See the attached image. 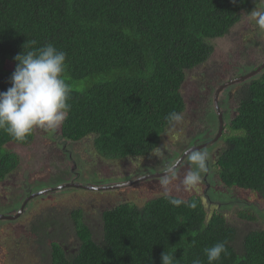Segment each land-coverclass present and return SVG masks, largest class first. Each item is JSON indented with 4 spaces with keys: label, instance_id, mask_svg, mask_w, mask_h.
<instances>
[{
    "label": "trees",
    "instance_id": "trees-1",
    "mask_svg": "<svg viewBox=\"0 0 264 264\" xmlns=\"http://www.w3.org/2000/svg\"><path fill=\"white\" fill-rule=\"evenodd\" d=\"M251 2L0 0V91L11 86L15 56L52 43L67 53L65 78L72 86L61 137L92 138L106 159L148 158L172 129L165 116L173 110L185 115V71L208 59L214 50L208 42L225 36L240 11H251ZM238 105L226 145L213 150L211 164L224 186L253 192L264 202V73L250 82ZM34 140L35 130L23 142L0 131V185L21 167L8 145ZM185 159L180 166L187 170ZM185 201L174 207L159 196L140 208L122 203L107 209L99 240L80 210L59 221L45 219L31 232L38 243L50 242L51 264H162L165 251L174 253L175 264L197 257L207 264L203 249L220 241L228 255L215 264H264V228L243 231L220 211L209 216L200 197ZM250 207L239 211L237 221L258 219L259 207ZM68 219L78 240L74 251L52 231L55 226L70 233Z\"/></svg>",
    "mask_w": 264,
    "mask_h": 264
},
{
    "label": "rangeland",
    "instance_id": "rangeland-1",
    "mask_svg": "<svg viewBox=\"0 0 264 264\" xmlns=\"http://www.w3.org/2000/svg\"><path fill=\"white\" fill-rule=\"evenodd\" d=\"M254 1L255 7H264V0ZM211 43L215 51L210 60L186 73L182 88L187 106L184 120L164 133L159 147L164 153L163 156H156L159 151L157 149L146 159H106L95 151L92 138L78 142L64 140L61 137V125L51 135L42 129H35V140L32 145L23 147L8 145L9 149L15 150L19 155L21 167L9 180L0 185V214L14 215L30 194L43 190L50 192L32 199L20 218L0 222V264H51L50 242H46L45 245L38 243L31 232V229L45 219L59 221L68 217L72 211L80 210L83 212V220L92 231L93 239L99 240L103 230L102 213L105 210H111L122 203L140 208L151 199L165 196L164 187L157 185L160 184V180L148 182L145 180L143 183L109 191L55 188L70 183L72 179L83 186H115L138 178L139 175L134 176L131 173L136 167L141 171L140 175L142 169L149 171L150 168L143 165L145 160L154 161L156 166L162 162L165 167L169 161L178 160L182 153L176 149V145L182 142L190 145L192 140L200 136L198 141L200 144L215 138L219 121L214 95L217 88L223 84L229 85L219 97L225 123L220 134L222 137L214 145V150L225 147V139L229 133L228 125L236 116L237 94L243 85L230 86L228 82L232 78L250 73L264 63V30L259 29L247 15L242 17L226 37L217 38ZM263 72L261 71L260 75ZM184 145H181V151ZM54 152L56 157H52L51 153ZM210 169L216 172L212 164ZM32 170L39 171L34 188L31 184L32 177L35 176ZM187 170L184 166L178 165L177 179L167 186L171 195L185 200L196 195L202 199L209 216L214 211H220L243 231L264 228V202L257 194L230 189L224 186L219 178L213 182L207 173L203 174L201 182L196 187L185 190L180 181ZM239 200L242 202L238 203ZM250 205L259 207L261 213L258 219L252 224L237 221L239 211L250 209ZM65 224H68L66 227L70 233L58 229L54 232L58 234L53 235L66 239L69 248L74 251L78 242L75 226L71 227L69 219Z\"/></svg>",
    "mask_w": 264,
    "mask_h": 264
},
{
    "label": "clouds",
    "instance_id": "clouds-1",
    "mask_svg": "<svg viewBox=\"0 0 264 264\" xmlns=\"http://www.w3.org/2000/svg\"><path fill=\"white\" fill-rule=\"evenodd\" d=\"M251 1V11L249 13H246L244 10L240 11L239 19L235 22L234 26L241 21L243 16L249 15L250 19L255 22L258 28L264 30V7H255V1ZM231 29L225 36L219 38L222 39L226 37ZM216 39L217 38H214L208 43L212 45L211 42ZM214 51L215 48L208 56L207 60L185 71V77L188 71H192L206 64L213 56ZM14 59L17 64L10 77L11 86L6 91H0V131L6 132L13 140L19 142H23L30 137L35 129H42L50 135L55 133L66 120L71 109V105L68 101L72 92V86L65 78L67 53L59 50L54 44L47 43L39 48L31 49L26 52L23 50V52L15 56ZM261 71H264V63L246 75L230 79L228 82V84L232 82L230 86L232 84H243L242 89L237 94V103L247 90L250 82L261 76ZM225 85L226 84L220 85L217 88L214 95V105L216 93ZM228 87L229 85H226L222 91L226 90ZM219 97L220 95H218V103ZM238 106L239 105H237V108ZM183 120V113L176 110L170 111L165 116V121L171 128H175L176 125L180 124ZM221 137L220 135L215 142L217 143ZM206 146L207 145H205V147ZM205 147L201 150H190L187 154L189 167L180 181L185 190L196 187L201 182L203 174H206L209 170V153L207 151H202ZM158 149L159 151L156 153V156H163L164 153L160 148ZM178 165L179 161L177 160L169 161L160 179V185L165 189V199L168 204L174 207L186 205L185 200L171 195L167 189V186L178 177ZM24 202L25 201H23L22 205ZM203 253L207 259V264H215V262L221 259L222 254L224 256L228 255L226 242L220 241L211 246H207L203 249ZM161 260L162 264H175L177 259L174 253L165 251L162 253ZM191 264H203V261L197 257L191 261Z\"/></svg>",
    "mask_w": 264,
    "mask_h": 264
},
{
    "label": "flooded vegetation",
    "instance_id": "flooded-vegetation-1",
    "mask_svg": "<svg viewBox=\"0 0 264 264\" xmlns=\"http://www.w3.org/2000/svg\"><path fill=\"white\" fill-rule=\"evenodd\" d=\"M223 92V91H222ZM222 92H220V94L219 95H221L222 94ZM173 129V128H172ZM216 137V136H215ZM213 139H215V138H213ZM213 139H210L209 141H205V142H203V143H200V144H197L196 146L195 145H191V142H190V145H188L187 144V142H182V143H180V144H178V145H176V149H178V150H180V152L182 153V155L180 156V158L177 160V161H180V160H182V158H183V156L185 155V153L186 152H188V151H190L191 149H192V147H194L195 146V148L196 147H199V146H205V145H207L202 151H207L208 153H209V170H208V172H207V174H210V172H211V174L208 176L210 179H211V181H213V182H215L216 181V174L210 169L211 168V163L214 165V163H213V159H212V152H213V150H214V145L216 144V142L214 141L213 143H211L212 142V140ZM211 143V144H210ZM183 144H185L184 145V149H183V151H181V145H183ZM211 146V147H210ZM52 154V157H56V152H54V153H51ZM127 159H129V158H127ZM127 159H125V160H127ZM146 159V158H145ZM187 159V158H186ZM185 159V160H186ZM211 162V163H210ZM181 163V162H180ZM144 166H146V167H149L150 169H149V171H147V170H145V169H142V175H140L141 174V171H139L137 168L138 167H136L133 171H131V173H133V175L134 176H138L139 175V177H138V179L136 180V182H139V183H143L142 181L143 180H141V181H139L140 179H142V178H145V177H147V179H146V181L148 182V181H158V180H160L161 179V177H158V175H163L164 174V171H165V166H164V164H162V162L160 163V165H155V162L154 161H152V160H145V162H144V164H143ZM151 165V166H150ZM140 168H143V167H140ZM155 168V169H154ZM157 169H161L160 171H156ZM214 170L216 171V168L214 167ZM74 172H76V170H73ZM32 173L35 175V176H33L32 177V187L34 188L35 187V184H34V182H35V180L38 178V173H39V171H34V170H32ZM121 177H123L124 175H120ZM120 177V178H121ZM134 180L135 179H133V180H129V181H127V182H123V183H119L118 185L119 186H121L120 188H124L123 186H125V185H127L128 183H131V182H134ZM145 181V180H144ZM75 183V181L72 179L71 181H70V183H65V184H63V185H70V184H74ZM138 183V184H139ZM157 185H160V184H157ZM22 187H25V186H22ZM93 187H95V186H93ZM67 188H73V187H67ZM94 191V190H93ZM33 194H36V192H34ZM30 195H32V194H30ZM29 195V196H30ZM29 196H27L26 198H25V200L29 197ZM36 198V197H35ZM34 199V198H33ZM25 208H27V207H25ZM20 210V209H19ZM19 210L17 211V213L16 214H18V212H19ZM25 211V210H24ZM24 213V212H23ZM22 213V214H23ZM16 214H14V215H9V216H15ZM2 215H5V214H2ZM22 216V215H21ZM20 216V217H21ZM19 217V218H20ZM3 221H5V220H2V221H0V222H3ZM12 221H14V220H12ZM60 230L61 228H59V227H53L52 228V231H55V230Z\"/></svg>",
    "mask_w": 264,
    "mask_h": 264
},
{
    "label": "water",
    "instance_id": "water-1",
    "mask_svg": "<svg viewBox=\"0 0 264 264\" xmlns=\"http://www.w3.org/2000/svg\"><path fill=\"white\" fill-rule=\"evenodd\" d=\"M234 82H236V81H234ZM230 83H232V82H230ZM230 83H229V84H230ZM225 87H226V85L223 86V87H221V88L218 90V92L216 93V97H215V107H216L217 114H218L219 131H218L217 136L215 137V139L212 140L211 143H213L214 141L217 140V138L220 136V134H221V132H222V130H223V128H224V123H225V122H224V118H223V115H222V113H221L220 106H219V103H218V95H219V92H221ZM203 147H205V146H199V147H196V148H195V146H194V147H192L191 150H201ZM188 153H189V151L185 153V155L183 156L182 160H184V159L187 157V154H188ZM182 160L179 161V164H180V162H181ZM161 176H162V175H158V177H161ZM137 179H138V178H137ZM137 179H135L134 182L128 183V184L125 185V186L131 185V184H134V183H137V182H136ZM146 179H147V177L142 178V179H140L139 181H141V180L144 181V180H146ZM67 187L81 188V189L84 188V189L91 190V191H93V190H94V191H109V190H113V189H119L121 186L116 185V186H103V187H96V186H95V187H93V186H83V185H80V184H78V183H74V184H70V185H61V186H59V187H57V188H55V189H57V190H61V189H65V188H67ZM123 187H124V186H123ZM55 189H51V191H52V190H55ZM49 192H50V190H43V191H41V192H39V193H36V194H32V195H30V196L25 200V202H24V204L22 205V207L20 208L18 214H16L15 216H9V215H2V214H0V221H2V220L12 221V220H16V219H18V218L22 215V213L24 212L26 205H27V204H28L33 198H35V197H37V196H39V195L45 194V193H49Z\"/></svg>",
    "mask_w": 264,
    "mask_h": 264
}]
</instances>
